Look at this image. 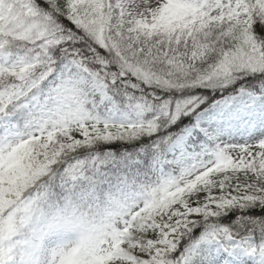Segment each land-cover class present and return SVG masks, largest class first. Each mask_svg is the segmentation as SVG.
<instances>
[{
  "label": "snow or ice",
  "instance_id": "snow-or-ice-1",
  "mask_svg": "<svg viewBox=\"0 0 264 264\" xmlns=\"http://www.w3.org/2000/svg\"><path fill=\"white\" fill-rule=\"evenodd\" d=\"M253 211L264 0H0V264H264Z\"/></svg>",
  "mask_w": 264,
  "mask_h": 264
},
{
  "label": "trees",
  "instance_id": "trees-1",
  "mask_svg": "<svg viewBox=\"0 0 264 264\" xmlns=\"http://www.w3.org/2000/svg\"><path fill=\"white\" fill-rule=\"evenodd\" d=\"M249 215H252V216H261V215H264V213H261L260 211H253L251 213H248ZM236 217V213H233L231 216L227 217L225 220L222 221V223H230L232 220H234Z\"/></svg>",
  "mask_w": 264,
  "mask_h": 264
},
{
  "label": "rangeland",
  "instance_id": "rangeland-1",
  "mask_svg": "<svg viewBox=\"0 0 264 264\" xmlns=\"http://www.w3.org/2000/svg\"><path fill=\"white\" fill-rule=\"evenodd\" d=\"M239 142H241V143H242L243 141L241 140V141H239Z\"/></svg>",
  "mask_w": 264,
  "mask_h": 264
}]
</instances>
